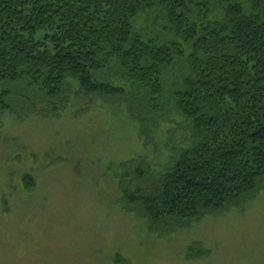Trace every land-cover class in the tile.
<instances>
[{
    "label": "trees",
    "instance_id": "obj_1",
    "mask_svg": "<svg viewBox=\"0 0 264 264\" xmlns=\"http://www.w3.org/2000/svg\"><path fill=\"white\" fill-rule=\"evenodd\" d=\"M153 11L172 40L137 30ZM114 61L129 90L98 79ZM178 61L186 76L161 104ZM69 80L87 96L125 100L146 146L156 115L172 111L191 130L192 146L152 187L123 192L154 225L227 210L264 181V0H0V107L30 106L26 88L62 99ZM24 183L35 187L30 175Z\"/></svg>",
    "mask_w": 264,
    "mask_h": 264
},
{
    "label": "rangeland",
    "instance_id": "obj_2",
    "mask_svg": "<svg viewBox=\"0 0 264 264\" xmlns=\"http://www.w3.org/2000/svg\"><path fill=\"white\" fill-rule=\"evenodd\" d=\"M155 17H140L137 30L172 40ZM185 67L172 68L161 104L182 86ZM121 77L114 61L98 79L129 90ZM68 83L62 99L26 88L30 106L0 107V264H264V181L227 210L154 225L123 192L148 190L192 146L188 125L172 111L156 115L155 143L146 146L125 100ZM193 247L206 256L196 258Z\"/></svg>",
    "mask_w": 264,
    "mask_h": 264
}]
</instances>
